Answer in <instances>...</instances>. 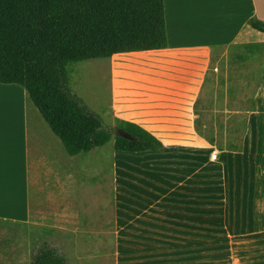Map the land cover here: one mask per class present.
<instances>
[{"label":"crops","instance_id":"1","mask_svg":"<svg viewBox=\"0 0 264 264\" xmlns=\"http://www.w3.org/2000/svg\"><path fill=\"white\" fill-rule=\"evenodd\" d=\"M165 8L167 49L107 59L112 113L163 143L204 139L221 154L245 153L264 100V36L248 24L264 22V0H165ZM2 92L20 99V114L3 116L11 101L0 99V220L73 235L81 264H114L126 155L112 144L70 158L23 87L0 84Z\"/></svg>","mask_w":264,"mask_h":264},{"label":"rangeland","instance_id":"2","mask_svg":"<svg viewBox=\"0 0 264 264\" xmlns=\"http://www.w3.org/2000/svg\"><path fill=\"white\" fill-rule=\"evenodd\" d=\"M108 64L96 59L71 66L70 86L116 130L121 121L109 107ZM257 116L247 151L237 156L207 148L209 142L199 139L165 141L164 153L126 155L118 161L114 264H264L263 99ZM213 152L219 156L215 161ZM74 239L0 220V264H33L42 250L81 264Z\"/></svg>","mask_w":264,"mask_h":264},{"label":"trees","instance_id":"3","mask_svg":"<svg viewBox=\"0 0 264 264\" xmlns=\"http://www.w3.org/2000/svg\"><path fill=\"white\" fill-rule=\"evenodd\" d=\"M249 28L264 36V22ZM168 48L165 0H0V84L23 87L70 158L114 140L117 154L164 153L143 127L121 122L133 140L115 136L70 86L71 66L115 55ZM199 115V107L195 106ZM202 124V120H199ZM33 264H68L42 250Z\"/></svg>","mask_w":264,"mask_h":264},{"label":"bare ground","instance_id":"4","mask_svg":"<svg viewBox=\"0 0 264 264\" xmlns=\"http://www.w3.org/2000/svg\"><path fill=\"white\" fill-rule=\"evenodd\" d=\"M0 94L3 95L6 99H11V102L7 103L5 106V107H7V111L2 112V115L8 116V108H10L11 111L13 110L14 112L18 113L19 112V106L17 103H20V99L18 97H16L14 94H12L11 92H2Z\"/></svg>","mask_w":264,"mask_h":264},{"label":"water","instance_id":"5","mask_svg":"<svg viewBox=\"0 0 264 264\" xmlns=\"http://www.w3.org/2000/svg\"><path fill=\"white\" fill-rule=\"evenodd\" d=\"M115 136L122 137L125 139L133 140L126 132H124L122 129H116L115 130Z\"/></svg>","mask_w":264,"mask_h":264},{"label":"built area","instance_id":"6","mask_svg":"<svg viewBox=\"0 0 264 264\" xmlns=\"http://www.w3.org/2000/svg\"><path fill=\"white\" fill-rule=\"evenodd\" d=\"M217 158H218V153H217V152H214V153L212 154V156H211L212 161L217 160Z\"/></svg>","mask_w":264,"mask_h":264}]
</instances>
